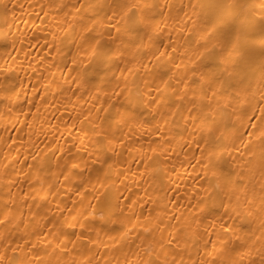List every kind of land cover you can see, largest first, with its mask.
I'll return each instance as SVG.
<instances>
[{
	"label": "bare ground",
	"instance_id": "6f19581e",
	"mask_svg": "<svg viewBox=\"0 0 264 264\" xmlns=\"http://www.w3.org/2000/svg\"><path fill=\"white\" fill-rule=\"evenodd\" d=\"M0 264H264V0H0Z\"/></svg>",
	"mask_w": 264,
	"mask_h": 264
}]
</instances>
